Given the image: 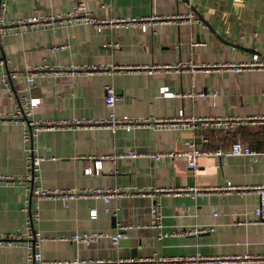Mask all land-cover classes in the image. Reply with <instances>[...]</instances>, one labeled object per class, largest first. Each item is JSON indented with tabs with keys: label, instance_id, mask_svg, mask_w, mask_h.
<instances>
[{
	"label": "crops",
	"instance_id": "obj_1",
	"mask_svg": "<svg viewBox=\"0 0 264 264\" xmlns=\"http://www.w3.org/2000/svg\"><path fill=\"white\" fill-rule=\"evenodd\" d=\"M84 2L97 18L159 16L168 20L146 33L135 27H105L98 32L87 24L7 30L0 35V72L7 82L0 81V118H11L19 98L25 96L40 98L28 121L103 119L109 114L104 102L107 85L118 94L114 108L117 116L148 118L150 122L175 119L181 111L186 118L197 119L264 117V71L233 73L223 68L248 60L253 53L264 57V0ZM71 8L72 0H7L5 20L65 16ZM188 14L195 21H181ZM90 65L99 70L50 71L57 66L71 69ZM179 65L184 66L175 69ZM42 66L45 69H40ZM30 74L31 83L27 81ZM163 86L177 95L163 97ZM213 91L218 92L214 100L199 97ZM27 124L0 121V174L15 178L14 182H0V238L25 232L30 217V211H25V186L31 183L45 189L117 186L152 190L231 182L238 191L211 192L198 198L162 196L163 230L170 233L162 240H157V230L150 225L151 198H117L107 205L101 199L82 198L71 200L67 206L60 200L42 199L38 218L32 222L41 237L39 251L45 261H140L156 255L199 254L226 259L206 264H264L260 259H241L264 256V222H250L258 205V195L251 188L264 186V123L233 129L199 124L193 129L180 124L156 127L152 123L129 132L103 127L43 130L32 145L35 154L46 159L32 180L23 178L27 173L23 142ZM189 141L209 150L228 149L240 142L261 156L258 161L250 156H202L193 172L186 168L184 157H152L182 152ZM128 150L141 155L115 162L105 158ZM98 159L102 160L100 173L85 175V168ZM106 206L110 213L105 212ZM92 209L97 210L95 219L89 216ZM233 222L239 224L234 226ZM118 225L129 228L116 246L109 238L89 246L68 239L75 232L114 234ZM192 229L203 231L187 234ZM29 241L23 238L14 246L0 247V264H31L27 260Z\"/></svg>",
	"mask_w": 264,
	"mask_h": 264
},
{
	"label": "built area",
	"instance_id": "obj_2",
	"mask_svg": "<svg viewBox=\"0 0 264 264\" xmlns=\"http://www.w3.org/2000/svg\"><path fill=\"white\" fill-rule=\"evenodd\" d=\"M7 0H0V35H4L7 30L12 28H27L34 26H51L55 24L75 26L78 24H87L93 27L96 31L100 32L103 28H139L142 32L146 33L148 31H153L155 26L164 20L159 16L150 17H121V18H97L95 17L86 7L84 0H72V8L65 16H48L43 19L38 17H29L25 20H19L17 22H7L5 20ZM183 17V16H182ZM184 20L181 21H195L192 19V14H188L183 17ZM186 19V20H185ZM184 65L176 66L175 69L183 68ZM223 68L230 70L233 73H240L242 71H253L259 70L264 71V57L257 53H253L248 60L236 64H227ZM40 69H45L43 66ZM98 66H81L80 68H67L66 66H57L52 68L50 71L53 73L60 72H87L92 73L98 71ZM49 71V72H50ZM208 71V70H206ZM149 72L153 70L149 69ZM0 81L7 84L5 77L0 72ZM27 81L29 83L33 82V75L27 76ZM160 94L166 98L175 97L177 94L171 92L167 86L160 88ZM218 95L217 91H213L209 94H199V97L206 98L209 97L214 100ZM118 100V94L116 93L112 85H107L104 88V102L106 108L109 110V114L103 119H85L80 118L76 120H38L28 118L32 115V110L38 106L40 103V98L32 97L27 98L22 96L18 100V106L16 111L13 113L11 118H0L1 120H13L28 123L23 130V142L25 144L26 151V162H27V173L23 178L33 179L35 177V172L39 169L40 164L46 159L44 156L36 155L32 145L33 139L37 137L38 133L43 130H58L64 128H82L86 127L89 129H95L96 127L107 128L114 131L121 128L127 132L134 128L143 127L146 125L155 124L156 127L170 126L174 127L176 124L182 126H187L189 128H195L198 124L202 127L215 126L222 129H233L238 126H245L248 124H254L256 122L264 123V117H226L221 119H197V118H186L183 111L179 112L175 119L169 121L155 120L150 122V120L144 118H135L130 116H117L115 114L114 108L116 101ZM187 149L182 152H168L153 154L152 157L156 160L162 158H173V157H184L186 160V168L189 171H195L198 168V160L202 156L215 157L221 159L225 156H250L254 161H258L261 153L254 150L248 145H244L240 142H234L228 149L217 148L214 150L202 149L194 141H189L186 143ZM141 154L135 150H128L123 153L113 154L105 157L106 159L115 162L117 159H133ZM102 168V160H96L93 165L88 166L84 170V174L87 176L98 175ZM15 178L11 176H5L0 174V182H14ZM258 195V205L252 211V223L264 222V186H254L251 188ZM25 191L27 194L26 202L28 207L25 211H30V217L25 223V232H11L7 233L0 238V247H11L14 246L23 238L30 239L27 243V260L31 264H206L212 261L225 262L224 258L213 259L212 257L207 258L199 254L191 256H152L150 258L142 259L136 261L133 258H122L117 260H86L75 258L73 260H59V261H45L43 260L41 253L39 251V240H41L40 235L33 230V219L38 218V206L42 199H54L60 200L67 206L71 200L82 199V198H96L101 199L107 205L111 199L125 198V197H144L151 198L153 201L150 207V213L152 216L151 226L157 230V240H162L170 235L169 232L163 230L162 224V206L161 198L164 195L171 196H183L189 195L193 198L202 197L211 192L227 193L238 191V188L233 186L231 182H226L224 185L210 186V187H198V186H184L175 188H165V189H152L146 190L143 188H137L136 190H127L126 188H121L117 186L113 187H102V188H79V189H45L34 184L26 185ZM116 209L114 210V215L116 214ZM105 212L110 213L111 209L106 206ZM214 215H217L214 213ZM91 219L97 217V210L92 209L89 212ZM239 222H233L234 226H237ZM128 226L118 225L117 230L114 234H107L104 232L93 231V232H75L71 234L68 238L71 242L84 244L89 246L101 238H109L115 246L118 245L119 240L125 235V231ZM201 229H192L187 234L200 233ZM181 232H174L172 234H180ZM244 260H264V256L260 258H253L251 256H244Z\"/></svg>",
	"mask_w": 264,
	"mask_h": 264
},
{
	"label": "water",
	"instance_id": "obj_3",
	"mask_svg": "<svg viewBox=\"0 0 264 264\" xmlns=\"http://www.w3.org/2000/svg\"><path fill=\"white\" fill-rule=\"evenodd\" d=\"M113 219H115V218H113Z\"/></svg>",
	"mask_w": 264,
	"mask_h": 264
}]
</instances>
